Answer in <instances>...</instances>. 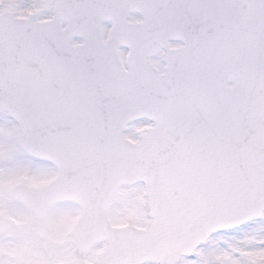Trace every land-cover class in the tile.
Returning a JSON list of instances; mask_svg holds the SVG:
<instances>
[{
  "label": "snow or ice",
  "instance_id": "6c2138e0",
  "mask_svg": "<svg viewBox=\"0 0 264 264\" xmlns=\"http://www.w3.org/2000/svg\"><path fill=\"white\" fill-rule=\"evenodd\" d=\"M0 264H264V0H0Z\"/></svg>",
  "mask_w": 264,
  "mask_h": 264
}]
</instances>
